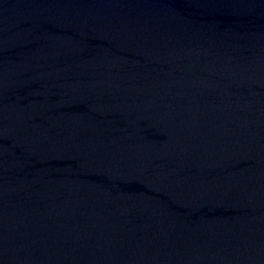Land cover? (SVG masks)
I'll use <instances>...</instances> for the list:
<instances>
[{"label": "water", "instance_id": "1", "mask_svg": "<svg viewBox=\"0 0 264 264\" xmlns=\"http://www.w3.org/2000/svg\"><path fill=\"white\" fill-rule=\"evenodd\" d=\"M0 264H264V0H0Z\"/></svg>", "mask_w": 264, "mask_h": 264}]
</instances>
